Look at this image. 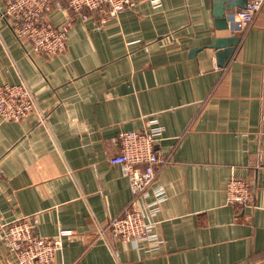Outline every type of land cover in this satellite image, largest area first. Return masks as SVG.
Here are the masks:
<instances>
[{
    "label": "crops",
    "instance_id": "obj_1",
    "mask_svg": "<svg viewBox=\"0 0 264 264\" xmlns=\"http://www.w3.org/2000/svg\"><path fill=\"white\" fill-rule=\"evenodd\" d=\"M246 1L131 0L84 20L51 0L47 21L67 24L52 57L28 55L0 19V85L22 77L46 119H0V225L26 219L47 238L70 230L49 264H264V8L244 30L235 13ZM227 36L238 39L219 65L209 46ZM149 119L162 128L154 150L169 157L152 185L165 198L146 219L160 243H106L97 230L130 199L109 162L116 137ZM231 176L249 184L250 206L226 204ZM12 261L0 238V264Z\"/></svg>",
    "mask_w": 264,
    "mask_h": 264
},
{
    "label": "built area",
    "instance_id": "obj_2",
    "mask_svg": "<svg viewBox=\"0 0 264 264\" xmlns=\"http://www.w3.org/2000/svg\"><path fill=\"white\" fill-rule=\"evenodd\" d=\"M155 7L160 0H149ZM67 10L82 19H87L84 10L103 12L117 16L128 9L131 0H64ZM51 0H6L0 11V19L10 27L15 38L28 42L31 46L29 55L55 56L64 51L67 37V24L55 26L47 21ZM264 8V0H247L244 8L235 13L236 18L247 30L255 16ZM35 114L40 124L46 119L40 110L35 94L29 84L19 76L15 84L0 85V119L19 122L29 114ZM151 125L141 132L124 131L116 137L119 151L109 160L112 165H119L128 180L130 199L121 212L109 219L105 227H99L96 238L108 242L109 237L133 245L147 241L151 249L160 243L151 232V222L146 219L154 217L159 203L164 200V190L160 186L152 187L156 172L169 162L168 156L154 150L156 138L161 134V126L155 119L147 121ZM264 162V147L258 154ZM151 190V191H150ZM152 194L155 200L146 202ZM252 191L249 184L231 176L225 187L226 204L246 207L252 203ZM143 200L141 203L140 201ZM70 230H59L56 237H39L33 233V225L26 219H16L0 225V238L6 246V252L13 257L9 264H49L55 260L61 249V238L70 237Z\"/></svg>",
    "mask_w": 264,
    "mask_h": 264
},
{
    "label": "water",
    "instance_id": "obj_3",
    "mask_svg": "<svg viewBox=\"0 0 264 264\" xmlns=\"http://www.w3.org/2000/svg\"><path fill=\"white\" fill-rule=\"evenodd\" d=\"M225 14L226 12L224 10L216 13L218 17L217 24L223 30L227 29ZM237 39L235 36L216 38L214 43L209 46L210 49L215 50V56L219 65H223L224 60H227L232 55Z\"/></svg>",
    "mask_w": 264,
    "mask_h": 264
}]
</instances>
